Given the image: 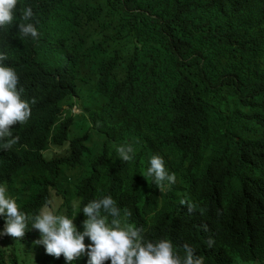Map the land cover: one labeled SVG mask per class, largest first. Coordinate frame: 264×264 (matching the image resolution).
I'll return each instance as SVG.
<instances>
[{"label": "trees", "instance_id": "trees-1", "mask_svg": "<svg viewBox=\"0 0 264 264\" xmlns=\"http://www.w3.org/2000/svg\"><path fill=\"white\" fill-rule=\"evenodd\" d=\"M26 6L38 39L18 31ZM0 53L32 110L0 150V184L22 211L57 199L83 231V207L110 195L145 240H171L181 257L187 244L203 264L264 263V0H18ZM93 79L105 102L74 117L80 82ZM126 142L136 151L122 163ZM66 143V155L47 157ZM153 155L177 177L163 192L143 176ZM34 238L0 245V264H28L27 246L68 264Z\"/></svg>", "mask_w": 264, "mask_h": 264}, {"label": "clouds", "instance_id": "clouds-1", "mask_svg": "<svg viewBox=\"0 0 264 264\" xmlns=\"http://www.w3.org/2000/svg\"><path fill=\"white\" fill-rule=\"evenodd\" d=\"M17 7L18 0H0V30L13 25ZM20 15L23 22L17 26L21 36L38 39L40 33L36 24L39 21L33 8L23 7ZM7 59L6 54L0 53V150L5 151L19 141V136H13L12 126L23 125L32 114L29 101L22 98L24 88L20 86L16 70L5 65ZM35 102V99L31 101ZM116 151L121 162L126 163L134 158L136 150L133 143L126 142L118 145ZM149 164L143 176L147 181L152 178L159 191L176 183L175 173H169L162 156L153 155ZM184 203L186 201L181 200V204ZM52 207L45 204L34 216L28 215L9 194L7 186L0 184V216L5 219L0 237L23 239L26 232L34 230L33 243L37 247L44 246L46 253L56 258L63 255L68 264L84 255L88 257V264H105L106 261L111 264H203V257L195 255L187 244L184 245L186 255L181 257L171 240H145L144 229L128 222L131 212L118 207L110 195L91 200L83 207L79 216L83 231L74 223L77 216L58 214ZM76 207L73 202V208ZM86 237L88 244H85ZM213 244L210 238L208 246Z\"/></svg>", "mask_w": 264, "mask_h": 264}, {"label": "rangeland", "instance_id": "rangeland-1", "mask_svg": "<svg viewBox=\"0 0 264 264\" xmlns=\"http://www.w3.org/2000/svg\"><path fill=\"white\" fill-rule=\"evenodd\" d=\"M80 95L81 98L79 97L78 100H76V106L73 107L71 109V115H73L74 117H80L81 115H86L87 111H85L86 107H91V108H97L100 105H102L103 102H105L104 97H102L101 95H99L96 92V79H93L92 81H90L89 84H85L84 82H80ZM68 110H70L69 108H66ZM66 110V111H68ZM65 114L67 115L68 113L65 112ZM81 120H83L82 118H80L77 122V124H84V125H88V121L84 120L83 122H81ZM72 135H76V131L72 132ZM69 144L66 143L64 146L62 147H57V148H51L52 150V155L46 154L47 157H55V156H64L69 152ZM92 154L97 152L96 146H94L93 148H91ZM61 204V201H57V199L54 200V202L52 203V208L56 209L59 205ZM4 226H0V230L3 229ZM14 238L10 237V236H3L0 237V245L4 248L7 249V251H9V248H13L14 245ZM14 245V246H13ZM27 246V245H26ZM39 248H41L42 250L45 249L44 246L38 245ZM26 249H30L31 251H29V255L28 253H23L22 256L27 258L29 260L28 264H46L49 261V258L46 256H42L41 258H37L34 254V250L32 247L27 246ZM8 253V252H6ZM88 259V257H87ZM255 264H262L261 262H256Z\"/></svg>", "mask_w": 264, "mask_h": 264}]
</instances>
